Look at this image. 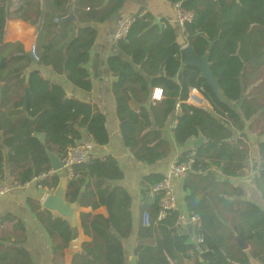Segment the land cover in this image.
Masks as SVG:
<instances>
[{"label":"trees","instance_id":"obj_1","mask_svg":"<svg viewBox=\"0 0 264 264\" xmlns=\"http://www.w3.org/2000/svg\"><path fill=\"white\" fill-rule=\"evenodd\" d=\"M74 1L76 21L60 27ZM126 0H51L45 12L40 0L0 1V85L3 100L0 109V182L5 176L4 148L13 185L29 183L34 176L51 169L48 152L60 159L84 140V134L98 146L109 143L105 116L97 107L66 97L65 90L42 76L39 68L49 67L66 75L76 87L90 91L87 64L97 31L92 24L108 21ZM181 4L194 17L186 25L185 45L209 62L225 98L240 103L241 113L221 103L199 70L185 66L177 28L168 21L157 22L142 11L134 18L129 35L117 47L130 61L118 56L108 59L115 81L112 86L125 147L143 164L155 165L171 152L162 136L171 118L175 143L186 147L202 136L203 145L194 151V164L182 182L186 193V211L198 217L199 224L185 236H177L174 225L178 213H172L149 228L141 216L148 210L156 223L158 205L148 204L152 189L164 178L152 174L142 180V204L136 229L134 264H249L250 257L264 264V209L245 199L243 189L230 180L245 175L251 158L244 136L233 140L231 127L243 131L245 121L262 110L264 99V0H167ZM22 20L34 27L40 57L34 62L21 43H6L9 20ZM58 19L59 22H55ZM260 82V84H258ZM255 86L247 94L248 89ZM29 88L27 113L22 110L23 95ZM203 88L208 108L188 104L190 92ZM161 89V101H152L153 91ZM261 99V100H260ZM179 107V108H178ZM178 112V113H177ZM177 113V114H176ZM176 115V117H175ZM43 138L41 140L40 138ZM188 152L179 157L186 160ZM255 187L264 201V143L258 145ZM125 175L112 156H93L84 166H75L69 180L67 200L93 211L105 207L108 217L80 213L84 236L71 264H127L125 243L134 235L132 197L127 189L112 183ZM219 177L221 179H219ZM58 175L43 183L55 189ZM48 237L57 240L52 247V264H65V251L74 240L70 224L29 200ZM12 224L7 232L3 227ZM204 239L205 252L194 250L191 236ZM26 227L11 215L0 218V264H35L31 252L22 246ZM244 247H249V255Z\"/></svg>","mask_w":264,"mask_h":264},{"label":"crops","instance_id":"obj_2","mask_svg":"<svg viewBox=\"0 0 264 264\" xmlns=\"http://www.w3.org/2000/svg\"><path fill=\"white\" fill-rule=\"evenodd\" d=\"M40 1L43 4L45 12L47 11V13H49L51 11V0ZM13 2L15 5L22 4V0H13ZM73 2L74 1H71L74 10L75 5ZM141 11L143 13H150L158 23L162 20H165L176 26L178 39L183 46L182 49L186 46L185 34H183L181 29L174 23L176 15L174 4L167 0H126L120 11L114 14L108 21L100 24H92V27L97 31V38L93 48L91 49L90 61L86 67L90 76V91H85L76 87L68 80L66 75H59L55 73L52 68H39L43 77L58 84L65 90L67 98L77 99L81 102L89 103L92 106L97 107L106 118L107 130L110 139L109 143L105 146H98L94 143L93 139L88 137L86 134L83 135V141H90L95 144L93 156L100 155L114 157L125 175L122 181H116L112 184L114 186L124 187L129 191L132 197L134 235L125 243L127 264H134L136 260L134 248L137 245L136 229L140 220L139 208L142 204V180L152 174L165 175L168 172L173 160L179 157L183 152H189L190 145L196 141V139H193L186 147H179L175 143L173 129L174 126H176V121L173 117L162 130L163 139L169 143L171 148L170 155L165 160L155 165L140 163L134 158L133 154L125 147L123 143L120 129V120L117 114L116 102L112 91L115 78L108 66V59L112 56H118L126 61H130L129 58L119 50L117 45L112 42V35L121 20L125 18H135ZM75 23L78 28L83 27L81 24H79V22ZM37 38L38 35L36 32V27L18 19H11L8 21L5 33L6 43L19 42L24 46L25 51L29 53L31 46L36 45ZM36 63L37 62H34L35 67L37 66ZM258 84H260V82ZM2 86L3 85H0L1 88ZM254 87L255 86H251L248 89L247 94L250 93ZM260 103L263 105L262 110L259 111V113L251 120L245 121L244 119L245 128L243 131L240 132L236 129H233V127L230 128L233 135V140L236 141L238 138L244 136V140L247 141V145L249 146L251 154V158L248 163L249 166L245 170V175L240 179H237L238 183L236 185H232L235 188L238 187L243 189L246 194L245 199L247 201L253 202L264 209V201L255 187V179L258 175L257 171L255 170V167L258 165V145L260 143H264V99L260 101ZM229 106L235 111L241 113L240 103L229 102ZM203 108H208L209 111H212V108L208 102H206L205 107ZM40 139L43 140L42 137ZM8 153V149L4 148V155L6 158V178L3 182L11 184L13 183V178L10 175ZM51 153L58 156L54 152ZM219 179L221 178L219 177ZM175 190L179 207L181 211L185 212L186 193L182 188V184L175 182ZM51 191L52 189L49 187L44 186L42 189H40L36 185L32 184L28 189H17L5 196H0V218L11 215L16 218L17 221H21L25 225L27 239L23 244L17 246L27 248L31 252L35 264H52V247L55 246L58 241L51 240L48 237L44 228L34 213L31 211L28 202L29 200H32L33 202L40 203L42 206V203L44 202L47 195L51 193ZM83 212L108 217V212L105 207H101L96 211H93L92 208L79 207L77 210L78 230L76 235L74 233V240L72 241L70 247L65 251V264H71L73 256L80 252L81 244L84 241H90V238L84 236L79 222V214ZM3 228L6 229L7 232H10L13 230V225L5 224ZM249 249L250 248L247 247L245 250L248 255ZM187 264L194 263L188 262ZM249 264L258 263L250 257Z\"/></svg>","mask_w":264,"mask_h":264},{"label":"built area","instance_id":"obj_3","mask_svg":"<svg viewBox=\"0 0 264 264\" xmlns=\"http://www.w3.org/2000/svg\"><path fill=\"white\" fill-rule=\"evenodd\" d=\"M36 1V0H33ZM175 20L174 23L181 29V32L185 34L186 25L191 23L194 17L192 11L185 10L182 5H175ZM56 22H59L56 19ZM134 23V18H125L118 23L115 32L112 35V42L118 45L120 42L125 41L129 35L130 28ZM29 54L34 62H39L40 57L37 51V46L32 45ZM203 88H194L190 92L188 104L195 107H205L206 100L203 96ZM157 93H159L157 95ZM163 92L161 89H155L152 100L161 101ZM179 108V107H178ZM175 127V126H174ZM95 144L90 141H82L74 148H71L61 161L64 164V171L68 173L69 180L74 178L75 166L88 165L93 158V151ZM195 161V152L189 151L186 156V160L182 161L180 157L175 158L170 165L168 172L164 175L163 180L155 186L150 192L148 204L153 206L157 204L158 211L156 216V223L153 222L152 216L148 210H145L141 216L142 226L149 228L154 224H157L163 220H166L172 213H178L176 223L174 225L177 236H185L188 234V225L192 224L193 228L199 224V218L191 217L185 210L181 211L175 190V182L182 183L187 177V174L191 170ZM58 174L53 168L46 172H43L24 185L14 186L13 183L0 182V196H5L10 192L17 189H28L30 185L34 184L38 188L42 189L43 183L51 180ZM191 244L194 246V250L190 253L194 257L195 253L201 255L205 252L204 239L201 236H191Z\"/></svg>","mask_w":264,"mask_h":264},{"label":"water","instance_id":"obj_4","mask_svg":"<svg viewBox=\"0 0 264 264\" xmlns=\"http://www.w3.org/2000/svg\"><path fill=\"white\" fill-rule=\"evenodd\" d=\"M69 13L66 17H64L60 22V27L63 26L67 22H74L76 20V16L73 10V5L70 2L68 5ZM182 56L184 59V65L194 67L200 72V76L203 80H205L209 86V88L216 95L218 100L221 103H224L229 106V101L225 98L223 91L220 87L218 79L212 72L211 63L209 62V52L202 58L198 57L193 49L190 46H185L182 49ZM33 97L29 88L25 89V93L23 95V111L27 112L29 99ZM3 100V90L0 87V109L2 106ZM2 139V133H0V140ZM205 142L204 138L200 136L196 141L192 143V149L194 151H198V149ZM48 157L50 160L51 168L58 172V176L60 177V181L58 186L51 191L49 195L45 198L42 203V208L56 217H59L63 220L69 222L73 233H77L78 230V213L80 205L78 202L71 203L67 200V190L69 184V176L68 173L64 171V164L55 154L48 152ZM230 183L236 185L238 183L237 179L230 180ZM188 229L190 232L193 231V225L189 224ZM247 247H244L246 250Z\"/></svg>","mask_w":264,"mask_h":264},{"label":"snow or ice","instance_id":"obj_5","mask_svg":"<svg viewBox=\"0 0 264 264\" xmlns=\"http://www.w3.org/2000/svg\"><path fill=\"white\" fill-rule=\"evenodd\" d=\"M159 93H157V95H158Z\"/></svg>","mask_w":264,"mask_h":264}]
</instances>
